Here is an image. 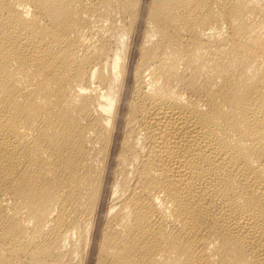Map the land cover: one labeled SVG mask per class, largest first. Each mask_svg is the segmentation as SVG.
<instances>
[{
	"label": "bare ground",
	"instance_id": "1",
	"mask_svg": "<svg viewBox=\"0 0 264 264\" xmlns=\"http://www.w3.org/2000/svg\"><path fill=\"white\" fill-rule=\"evenodd\" d=\"M0 264H264V0H0Z\"/></svg>",
	"mask_w": 264,
	"mask_h": 264
}]
</instances>
